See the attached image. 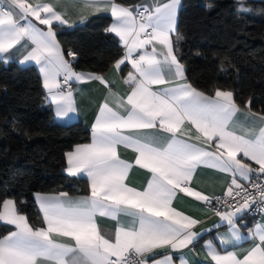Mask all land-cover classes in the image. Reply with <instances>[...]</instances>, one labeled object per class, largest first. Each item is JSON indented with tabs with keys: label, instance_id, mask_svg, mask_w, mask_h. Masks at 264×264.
<instances>
[{
	"label": "snow or ice",
	"instance_id": "obj_1",
	"mask_svg": "<svg viewBox=\"0 0 264 264\" xmlns=\"http://www.w3.org/2000/svg\"><path fill=\"white\" fill-rule=\"evenodd\" d=\"M179 6L180 0H153L135 9L114 0H85L82 6L77 0H0V53L30 42L20 62L40 66L43 87L58 117L76 111L71 81H98L108 88L92 125V143L66 154L68 174H85L90 195L38 194L40 227L29 223L13 199H4L0 221L14 225L15 231L0 238V264H149L148 254L157 249L169 251L151 264H174L171 253L189 249L201 235L194 230L201 221L172 207L177 189L206 206L213 199L224 206L215 214L228 226L216 237L225 251H218L211 240L204 245L211 264H264V218L248 227L246 236L240 227L253 205L264 213V112H253L247 105L242 110L232 91L217 89L206 95L187 82L172 39ZM69 7L79 8L81 20L88 10L111 13L114 23L107 31L126 48L114 67L119 70L128 61L135 70L124 80L129 86L126 99L110 102L114 93L103 76L74 70L77 54L65 53L53 30L54 22L71 26ZM240 11L249 9L241 6ZM181 39L177 36L176 43ZM139 50L144 51L133 56ZM238 113L249 121L247 126L237 123ZM149 129L169 135L143 131ZM120 145L130 148L135 165L151 174L140 190L125 182L133 165L119 157ZM201 166L230 174L225 196L231 199L209 197L190 187ZM254 174L256 181L251 182ZM97 216L115 220L114 232L104 233ZM242 241H251L250 246L240 247ZM230 245L236 250L227 251ZM186 255L178 258L179 264H189Z\"/></svg>",
	"mask_w": 264,
	"mask_h": 264
},
{
	"label": "trees",
	"instance_id": "obj_2",
	"mask_svg": "<svg viewBox=\"0 0 264 264\" xmlns=\"http://www.w3.org/2000/svg\"><path fill=\"white\" fill-rule=\"evenodd\" d=\"M141 1L115 0L124 6ZM242 4L249 12L239 11ZM111 23L100 15L72 29L55 28L63 50L77 54L74 69L104 75L124 56L120 41L107 31ZM177 23L183 37L178 55L189 83L208 95L232 91L241 108L264 112V0H183ZM129 73L122 69L124 78ZM88 140L82 123L56 122L35 67L0 61V209L4 199H13L30 224L40 227L36 193L87 195V181L68 176L65 168L66 154ZM11 230L0 224V238Z\"/></svg>",
	"mask_w": 264,
	"mask_h": 264
},
{
	"label": "crops",
	"instance_id": "obj_3",
	"mask_svg": "<svg viewBox=\"0 0 264 264\" xmlns=\"http://www.w3.org/2000/svg\"><path fill=\"white\" fill-rule=\"evenodd\" d=\"M182 1L183 0H180V6H179L178 11H177V22H178L179 13H180V10L182 7ZM61 2L62 3H69V0H61ZM84 2H85V0H77V3L80 6H82ZM88 2H91V0H88ZM102 2L106 3V2H108V0H102ZM114 2H115V0H114ZM152 2H153V0H142L140 3H138L136 5L127 6V7L135 9V7L138 5L151 4ZM100 15L110 16L112 18L111 25L114 23V18L111 16L110 12H107V11L95 12V11L88 10V15L86 16V18L81 20L79 8L69 7L68 17L71 20V26H69L67 24L60 25L58 22H54L53 30L55 31V28L72 29V28L80 25L81 23L89 20L90 18L95 17V16H100ZM28 19L32 20V22L34 24H37L38 27H40L42 30L47 31L46 25H40L39 22L36 21L33 17H29ZM177 22H176V31L172 34V39H173L174 44H176V48L178 49L180 43L182 42V39L179 40L178 44L176 43V37L180 36L177 33V26H178ZM22 23H23V21H22ZM55 33H56V31H55ZM111 34L114 35L120 41V43L122 44V46L124 48V55H125L126 48H125L123 42L114 33H111ZM56 39H57V37H56ZM57 41H58V39H57ZM21 44H25V47H21V45H17L15 48L11 49L8 53H0V61H3L4 63H15L18 66H20L21 68L35 67L41 75L42 86H43V76H42V73L40 72V66L37 65L34 61H28L25 63L20 62L22 57H23V54L25 52V48L30 47V42H28L26 44L24 41H22ZM157 47H159V46H157ZM61 48H62V46H61ZM178 50L176 51V55H177L178 60L180 62ZM143 51L144 50L134 51L133 56H138ZM148 51H150V46L148 48ZM66 58L71 59L70 57H66ZM76 62H77V57H76V60L73 61V67L76 64ZM182 65L184 66V64H182ZM124 67H128L130 69V72H132V73L135 72V70L132 68L131 63H129L128 61H125V63L121 65V68L119 70H117L113 66L109 70V72H107L104 75H101L104 77V79L106 81H108L109 86L111 87V89L114 93V97L109 98L110 102H112V100L115 97H125V99H126V95L129 92V86L124 83V80L127 78H124L122 76V69ZM184 68H185V66H184ZM74 70L77 71L76 69H74ZM77 72H79V71H77ZM185 72H186V68H185ZM82 73H86V72H82ZM185 75H186V73H185ZM60 79H62V77ZM187 82L189 83L188 79H187ZM71 83L73 84L72 91H73V96H74V100H75V107H76V111L74 113H69L68 117H58L56 115V112H55V106L50 103V100L47 98V91L43 87L44 92L46 94V102H47V104L51 105L52 111L54 114V118L58 124L66 126V125H70V124L76 123V122L82 123V125L87 130L90 131V140H88L89 142L86 144H91L92 143V125L95 122V118L98 114L99 106L104 102L105 97L108 96V88H105V86L100 84L98 81L78 83V82L73 80V81H71ZM152 87H153V89H159V88L165 87V85H153ZM206 95H208V94H206ZM241 109L246 110V108H241ZM121 111H123V110H121ZM237 115H238L237 123L242 125V126H247L249 121L243 115H241L239 113ZM143 131L150 133V134H156L159 136L169 135L167 133L160 131L159 129H149V130H143ZM191 134L192 135L196 134L195 128H192ZM181 138L182 139H188L187 136H184ZM190 142H196V141L192 140ZM74 150H75V148H74ZM74 150H72V151H74ZM72 151H70V152H72ZM117 151H118V155L121 159L128 161L129 163H131L133 165V167L129 170V174H128V177H127L125 182L130 187H135L138 190L145 187L147 184V180L150 178L151 174L146 169H142L138 165H135L134 157L136 154L130 148H125L123 145L118 146ZM238 158H241V157L238 156ZM244 159L247 163L252 164L253 167H256V168L259 167L258 165H255L254 162L248 161L246 158H244ZM67 167H68V164H67V155H66L65 173L68 176L73 177L74 179L75 178L85 179L88 183V186H89V191H88L89 193L87 195H90V181H89L88 177L83 173L78 174L76 176L69 175L67 172ZM230 180H231L230 174L222 173V172H219L215 169H211L208 167L201 166V167L196 169L195 175H194L192 181H190V187H192L194 190L200 191L202 194L208 195L209 197H213L216 195L225 194L226 188H227ZM247 182L248 181H245L243 183L245 184ZM38 194L51 196V195H58L59 193H52V194L36 193L34 195L36 205L38 207V210H39L40 215H41L42 220H43V214L40 210V205H39V202L37 200ZM69 196L77 198V197L86 196V195H77V196L76 195L75 196L69 195ZM172 207H174L177 211L184 213L185 215H188L190 217H193V218L201 221V223L197 224L195 226V229H194L195 231H198L201 233V235L197 238V240L194 242V244L190 245L189 249H182L180 251H176V252L171 253V255L173 256V259H174V264H179L178 258L184 254H187L185 258L188 259L189 264H211L210 258L206 257V254H205L206 249H205L204 245L207 241L211 240L213 242L214 246L217 248V250L221 251L223 253L225 251V249L219 244V241L216 239V237L218 236V234H223V233L227 232V230H228L227 224L220 222L219 217L215 214V212H213L208 207H206L204 202L198 201L194 197L187 196L184 193L180 192L178 189L176 191V196L174 197V199L172 201ZM17 208H18V206H17ZM0 210H2V207ZM21 214H23V213H21ZM262 218H264V214L262 215V217L258 221H260ZM96 219H97V223H98L99 227L101 228V230L104 233L114 232L115 227L117 226V222L115 220H112L111 218H108V217H100V216H97ZM126 219L127 218H121V222H124V220H126ZM253 223H254V221L251 218H249L247 215V212H245L244 219H243V221L240 222L241 232L243 235H245V236L247 235L248 227H251L253 225ZM0 224L11 227L12 228L11 231H15L14 225H9L3 221H0ZM245 225H247V227H245ZM8 234H6V235H8ZM250 243H251V241H242L240 244V247L248 248L250 246ZM226 250L227 251H234L236 249L230 245L227 247ZM167 251H169V250L168 249H157V250H154L152 253L148 254L149 264H151L153 259L162 258Z\"/></svg>",
	"mask_w": 264,
	"mask_h": 264
},
{
	"label": "built area",
	"instance_id": "obj_4",
	"mask_svg": "<svg viewBox=\"0 0 264 264\" xmlns=\"http://www.w3.org/2000/svg\"><path fill=\"white\" fill-rule=\"evenodd\" d=\"M4 7H6V5H4ZM62 79H61V81H62ZM70 84H71V87L73 89V84L71 82H70ZM255 181H256V176L254 174L251 182H255ZM248 184H249V182L245 183L246 186ZM249 191H252V189H249ZM213 197H224L225 199H231V198L226 197L225 194L216 195ZM237 199H239V198H237ZM206 207H208L213 212H215L216 208H220L221 210H223V208H224L223 204L217 203L215 199H213L212 205H208ZM263 214L264 213H260V212L255 211V205H253L252 208L247 211L248 217L251 218L254 222L258 221L262 217Z\"/></svg>",
	"mask_w": 264,
	"mask_h": 264
},
{
	"label": "rangeland",
	"instance_id": "obj_5",
	"mask_svg": "<svg viewBox=\"0 0 264 264\" xmlns=\"http://www.w3.org/2000/svg\"><path fill=\"white\" fill-rule=\"evenodd\" d=\"M241 6L245 7V5H243V4ZM241 6H240V8H241ZM240 8H239V11H240ZM246 8L249 9L248 7H246ZM247 12H249V11H247ZM247 12H242V13H247Z\"/></svg>",
	"mask_w": 264,
	"mask_h": 264
}]
</instances>
